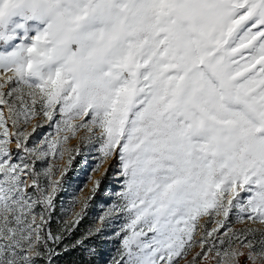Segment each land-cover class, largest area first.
<instances>
[{
	"label": "rangeland",
	"instance_id": "obj_1",
	"mask_svg": "<svg viewBox=\"0 0 264 264\" xmlns=\"http://www.w3.org/2000/svg\"><path fill=\"white\" fill-rule=\"evenodd\" d=\"M264 264V0H0V264Z\"/></svg>",
	"mask_w": 264,
	"mask_h": 264
},
{
	"label": "trees",
	"instance_id": "obj_2",
	"mask_svg": "<svg viewBox=\"0 0 264 264\" xmlns=\"http://www.w3.org/2000/svg\"><path fill=\"white\" fill-rule=\"evenodd\" d=\"M76 260H77L78 264H82L81 256H79V257L77 256Z\"/></svg>",
	"mask_w": 264,
	"mask_h": 264
}]
</instances>
